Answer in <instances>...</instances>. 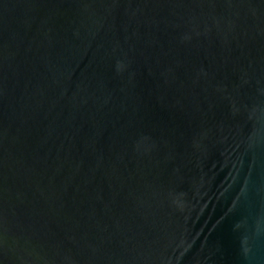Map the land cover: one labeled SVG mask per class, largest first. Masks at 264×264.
I'll list each match as a JSON object with an SVG mask.
<instances>
[{
    "label": "water",
    "instance_id": "obj_1",
    "mask_svg": "<svg viewBox=\"0 0 264 264\" xmlns=\"http://www.w3.org/2000/svg\"><path fill=\"white\" fill-rule=\"evenodd\" d=\"M0 264H264V0H0Z\"/></svg>",
    "mask_w": 264,
    "mask_h": 264
}]
</instances>
